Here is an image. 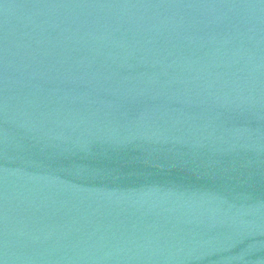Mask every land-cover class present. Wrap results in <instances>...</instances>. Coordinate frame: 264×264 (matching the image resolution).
Masks as SVG:
<instances>
[{"label":"water","instance_id":"1","mask_svg":"<svg viewBox=\"0 0 264 264\" xmlns=\"http://www.w3.org/2000/svg\"><path fill=\"white\" fill-rule=\"evenodd\" d=\"M0 264H264V0H0Z\"/></svg>","mask_w":264,"mask_h":264}]
</instances>
